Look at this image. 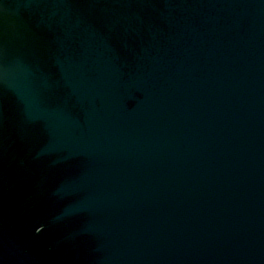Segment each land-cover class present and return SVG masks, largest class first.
Segmentation results:
<instances>
[{
    "label": "water",
    "instance_id": "1",
    "mask_svg": "<svg viewBox=\"0 0 264 264\" xmlns=\"http://www.w3.org/2000/svg\"><path fill=\"white\" fill-rule=\"evenodd\" d=\"M0 264H264V0H0Z\"/></svg>",
    "mask_w": 264,
    "mask_h": 264
}]
</instances>
